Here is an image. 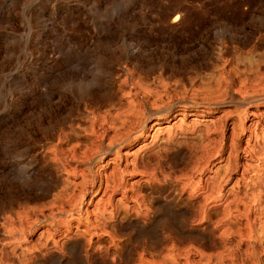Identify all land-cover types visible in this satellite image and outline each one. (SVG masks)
<instances>
[{"label": "rangeland", "instance_id": "1", "mask_svg": "<svg viewBox=\"0 0 264 264\" xmlns=\"http://www.w3.org/2000/svg\"><path fill=\"white\" fill-rule=\"evenodd\" d=\"M0 264H264V0H0Z\"/></svg>", "mask_w": 264, "mask_h": 264}, {"label": "bare ground", "instance_id": "2", "mask_svg": "<svg viewBox=\"0 0 264 264\" xmlns=\"http://www.w3.org/2000/svg\"><path fill=\"white\" fill-rule=\"evenodd\" d=\"M10 204V203H9ZM9 229V228H8Z\"/></svg>", "mask_w": 264, "mask_h": 264}]
</instances>
